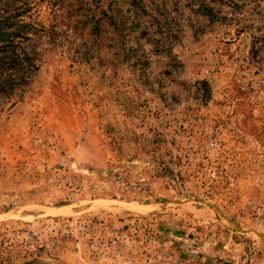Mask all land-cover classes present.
Returning a JSON list of instances; mask_svg holds the SVG:
<instances>
[{"label": "rangeland", "instance_id": "obj_1", "mask_svg": "<svg viewBox=\"0 0 264 264\" xmlns=\"http://www.w3.org/2000/svg\"><path fill=\"white\" fill-rule=\"evenodd\" d=\"M98 1L0 101V264H264V0Z\"/></svg>", "mask_w": 264, "mask_h": 264}, {"label": "trees", "instance_id": "obj_2", "mask_svg": "<svg viewBox=\"0 0 264 264\" xmlns=\"http://www.w3.org/2000/svg\"><path fill=\"white\" fill-rule=\"evenodd\" d=\"M44 1L54 12V23L49 26L36 14L39 2L0 0V101L13 99L32 81L46 49L63 44L64 36L71 31L90 36L101 34L116 14L112 5L107 6L104 1ZM134 28L132 25L130 29Z\"/></svg>", "mask_w": 264, "mask_h": 264}]
</instances>
